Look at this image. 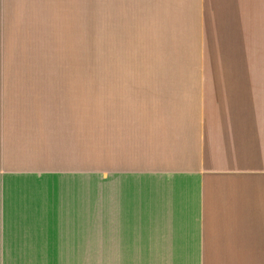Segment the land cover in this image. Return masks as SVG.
<instances>
[{
    "label": "crops",
    "instance_id": "crops-1",
    "mask_svg": "<svg viewBox=\"0 0 264 264\" xmlns=\"http://www.w3.org/2000/svg\"><path fill=\"white\" fill-rule=\"evenodd\" d=\"M101 11V51L189 64L91 66L84 10L0 0V264H264V0Z\"/></svg>",
    "mask_w": 264,
    "mask_h": 264
},
{
    "label": "rangeland",
    "instance_id": "rangeland-1",
    "mask_svg": "<svg viewBox=\"0 0 264 264\" xmlns=\"http://www.w3.org/2000/svg\"><path fill=\"white\" fill-rule=\"evenodd\" d=\"M61 0H59V10H60V18H67L70 17L72 11L77 13L79 9L85 12V18L87 22V30L89 26L90 32V44H91V55L88 58V64L91 66H99V65H173V64H189L188 59H178V58H168L166 56H159L160 52H141L143 54L139 55V52L136 50H126L122 52H103L100 49V42L105 41L106 39L112 38L113 35L109 34L108 32L104 31L100 33V25L104 22L108 23V20H104L102 11H101V0H81L83 1V5L81 4L80 8L76 5V0L73 1L75 5L72 8V11L69 10L65 5L61 4ZM72 1V0H71ZM137 11V10H135ZM126 18H124L123 22L124 25H137L140 28V24L142 23L141 17L139 14V18L136 16L135 18L129 14H126ZM73 16L75 14L73 13ZM109 16L107 15L106 18ZM125 17V16H124ZM72 18V17H71ZM132 18V19H131ZM89 24V25H88ZM143 24V23H142ZM104 29V27H103ZM145 33H141L140 35L136 36H144ZM134 34L130 33H121L118 37L121 39H129ZM102 53H112V54H120L119 56H103ZM150 53L149 56L144 54ZM132 54V55H130ZM187 60V63H186ZM4 253H13V251H6ZM27 253H33V251H28ZM3 252L0 251V255ZM1 257V256H0ZM0 261H4L0 259ZM26 261H34V260H26Z\"/></svg>",
    "mask_w": 264,
    "mask_h": 264
}]
</instances>
